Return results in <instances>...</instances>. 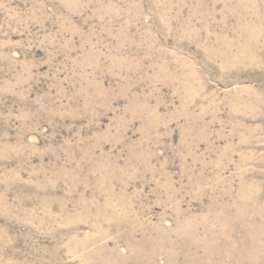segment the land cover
Segmentation results:
<instances>
[{
    "label": "rangeland",
    "instance_id": "obj_1",
    "mask_svg": "<svg viewBox=\"0 0 264 264\" xmlns=\"http://www.w3.org/2000/svg\"><path fill=\"white\" fill-rule=\"evenodd\" d=\"M0 264H264V0H0Z\"/></svg>",
    "mask_w": 264,
    "mask_h": 264
}]
</instances>
